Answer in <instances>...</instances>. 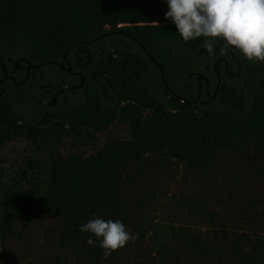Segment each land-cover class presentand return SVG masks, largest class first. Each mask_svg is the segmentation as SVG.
Here are the masks:
<instances>
[{"label": "trees", "instance_id": "1", "mask_svg": "<svg viewBox=\"0 0 264 264\" xmlns=\"http://www.w3.org/2000/svg\"><path fill=\"white\" fill-rule=\"evenodd\" d=\"M167 10L164 0H0V52L48 62L43 70L69 48L126 33L92 45L102 50L81 68L75 108L28 118L16 106L29 83L2 85L0 150L25 139L45 156L0 167V264H264V61L233 49L242 85L220 90L228 106L173 101L150 56L188 99L219 58L232 73L239 65L223 41L213 54L204 38L185 43ZM209 81L213 92V71ZM117 122L128 139L90 156L47 155L67 138L94 143ZM93 216L123 221L138 239L105 257L79 230Z\"/></svg>", "mask_w": 264, "mask_h": 264}, {"label": "clouds", "instance_id": "2", "mask_svg": "<svg viewBox=\"0 0 264 264\" xmlns=\"http://www.w3.org/2000/svg\"><path fill=\"white\" fill-rule=\"evenodd\" d=\"M165 19L170 20L187 43L204 38L203 48L209 54L223 41L221 53L234 46L249 61H264V0H164ZM99 241L105 257L138 239L121 220H104L93 216L79 226Z\"/></svg>", "mask_w": 264, "mask_h": 264}, {"label": "flooded vegetation", "instance_id": "3", "mask_svg": "<svg viewBox=\"0 0 264 264\" xmlns=\"http://www.w3.org/2000/svg\"><path fill=\"white\" fill-rule=\"evenodd\" d=\"M97 41L77 45L65 54L67 59L64 55L63 61L51 62L50 64L58 67L57 70H43V66L28 70V63L26 61L17 63L19 58L8 56L7 54L0 52V97L2 95V85L4 83L12 82L20 87L28 82L32 87L31 93L35 97L38 105L44 104L58 107L63 96L68 91H76L79 89L77 86L81 82L82 76L84 77L81 68L85 67L89 60L97 56L98 52L102 50L100 46L92 47V45L98 43ZM233 49L234 46L230 48L232 59L238 63L239 71L237 73H232L228 68L229 62L227 65L225 63V73H220L218 69L219 66L217 67L218 72L215 71L214 67L212 70L210 67H207L208 74H205L207 79L202 80L201 96L199 100L203 105L210 104L212 101L228 105L219 92L220 90H223L222 86L224 84H226V86L228 85L227 80H229L231 84L237 83L236 79L238 78L241 66L238 58L233 54ZM212 71L217 79L213 92L209 81V76ZM12 76L16 79L14 80ZM17 78H19V80ZM67 79L73 83H68ZM23 80L24 82L21 85L16 84ZM167 95L170 97L171 93L167 92Z\"/></svg>", "mask_w": 264, "mask_h": 264}, {"label": "rangeland", "instance_id": "4", "mask_svg": "<svg viewBox=\"0 0 264 264\" xmlns=\"http://www.w3.org/2000/svg\"><path fill=\"white\" fill-rule=\"evenodd\" d=\"M237 83L242 85L240 81H237ZM244 94L248 97L245 89ZM83 98V88H79L76 91H68L63 96L58 107H54L52 105H38L35 97L29 92L27 99L24 102L17 104L16 110L28 118H36L41 116L43 110H52L54 108H75L81 103ZM218 104L220 106H228L224 103ZM130 130L131 127L127 123L117 122L112 125L108 131L98 134L94 143H78L67 138L60 142L56 149H50L47 155L52 162L58 159L67 158L74 153H79L83 156H90L96 152L97 149L107 146L110 141L128 139L130 137ZM44 156L45 154L39 153L33 144L25 139H18L10 142L0 150V167H7L13 170L17 165H28L35 160H41Z\"/></svg>", "mask_w": 264, "mask_h": 264}, {"label": "water", "instance_id": "5", "mask_svg": "<svg viewBox=\"0 0 264 264\" xmlns=\"http://www.w3.org/2000/svg\"><path fill=\"white\" fill-rule=\"evenodd\" d=\"M113 33H124V34H126L125 31H124L123 29H118V30H116V31H113V32L107 33V34H105V35H103V36H101V37H99V38H95V39H93V40L90 41V42H95V41L99 40L100 38H102V37L104 38L105 36L110 35V34H113ZM127 35H128L129 37H131L132 39H134V38H133L132 36H130L129 34H127ZM69 50H70V48L67 50V52H68ZM150 57H151V59L157 64V66L159 67V69H160V71H161V78H162L163 85H164V87L166 88L167 92H168V93H171L170 98H171L173 101H176V102H177V101H180L181 103H195V102H198V101L200 100V96H201V94H200V92H201V83H202V80H203V79H207V76H206L205 74L197 73L198 80H199V85H200L199 94H198V96H197L196 98H194V99H188V98H186L185 96H183V95H181V94H179V93H175V92H173L172 90H170V88H169V86H168V84H167V81H166V76H165V72H164L163 68H162V67L156 62V60H155L152 56H150ZM65 58L67 59V56H66V55H65ZM22 61H26V62L28 63V70H30L31 68H40V67H42V66L48 64V62L33 63V62L29 61V60L26 59V58H19V59L17 60V63H20V62H22ZM221 62H225L226 65H227V63H228V59H227V57L219 58V59L215 62V64H214V69H215L216 72H218L217 67H218V65H219ZM12 78H13L14 80L16 79L14 76H12ZM23 82H24V80L21 81V82H18V83H16V84H17V85H21ZM83 87H84V77L82 76V78H81V82L79 83V85L77 86V88H83ZM225 88H226V84H224V85L222 86V89H223V90H224Z\"/></svg>", "mask_w": 264, "mask_h": 264}]
</instances>
